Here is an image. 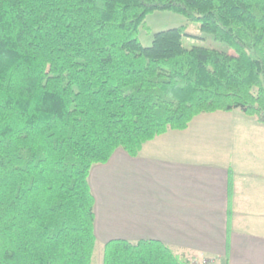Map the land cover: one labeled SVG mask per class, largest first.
Returning a JSON list of instances; mask_svg holds the SVG:
<instances>
[{
  "label": "trees",
  "instance_id": "1",
  "mask_svg": "<svg viewBox=\"0 0 264 264\" xmlns=\"http://www.w3.org/2000/svg\"><path fill=\"white\" fill-rule=\"evenodd\" d=\"M172 11L236 51L187 48ZM264 125V0H0V264H92V167L138 156L203 113ZM104 264H191L158 240L115 239Z\"/></svg>",
  "mask_w": 264,
  "mask_h": 264
},
{
  "label": "crops",
  "instance_id": "2",
  "mask_svg": "<svg viewBox=\"0 0 264 264\" xmlns=\"http://www.w3.org/2000/svg\"><path fill=\"white\" fill-rule=\"evenodd\" d=\"M235 112L203 113L136 157L118 148L95 164L97 241L158 240L190 261L264 264V125ZM214 116L227 128L214 130Z\"/></svg>",
  "mask_w": 264,
  "mask_h": 264
},
{
  "label": "rangeland",
  "instance_id": "3",
  "mask_svg": "<svg viewBox=\"0 0 264 264\" xmlns=\"http://www.w3.org/2000/svg\"><path fill=\"white\" fill-rule=\"evenodd\" d=\"M180 26L188 27L187 32L189 33V35H185L183 38V43L187 48H191L195 45H201V46H208L211 48H215L228 53L229 52L235 53L236 51L227 42L217 40L211 34L203 33L201 31L200 22L189 21L184 15L172 11H156L148 15L145 21V26L141 28L139 37L144 46H150L153 42V36L156 32L170 28H177ZM235 113L243 115L242 114L243 112L240 109H236ZM237 114H235L236 115L235 117H237ZM214 119L215 121L214 120L213 122L211 121L212 124L211 127H213L214 130H217L219 128H227V125L225 126L223 123H218L220 122L218 116H214ZM231 124L232 123H230L229 127L232 126ZM214 142L218 144L217 136L214 138ZM202 147L203 146L199 148L200 155L205 156L207 151L218 153L216 152V150L218 149L214 151L209 149L207 150ZM104 251H105V243L101 241H97L92 264H104Z\"/></svg>",
  "mask_w": 264,
  "mask_h": 264
},
{
  "label": "built area",
  "instance_id": "4",
  "mask_svg": "<svg viewBox=\"0 0 264 264\" xmlns=\"http://www.w3.org/2000/svg\"><path fill=\"white\" fill-rule=\"evenodd\" d=\"M213 260L209 258L193 259L191 264H210Z\"/></svg>",
  "mask_w": 264,
  "mask_h": 264
}]
</instances>
